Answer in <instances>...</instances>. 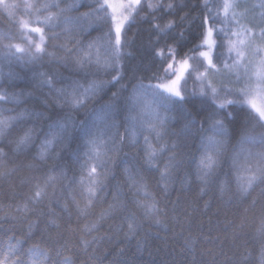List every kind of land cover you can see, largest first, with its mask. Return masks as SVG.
I'll list each match as a JSON object with an SVG mask.
<instances>
[{
	"label": "snow or ice",
	"instance_id": "1",
	"mask_svg": "<svg viewBox=\"0 0 264 264\" xmlns=\"http://www.w3.org/2000/svg\"><path fill=\"white\" fill-rule=\"evenodd\" d=\"M0 5L9 16L21 7ZM23 10L34 19L18 22L19 36L2 37L21 42L0 43V159L9 152L12 159L30 157L21 163L39 175L34 191L16 203L17 215L3 217L35 219L22 236L7 237L0 264H48L52 250L42 248L40 238L24 248L45 217L44 231L57 230V238H49L58 245L57 264H75L73 254L61 258L71 249L54 203L69 216L74 207L83 218L108 201L81 231L119 217L117 232L128 241L145 221L167 230L169 203L178 221L179 197L167 199L178 177L180 191L194 178L198 198L216 189L221 199H246L264 184V151L248 147L264 146V0H24ZM141 22L148 25L147 57L129 68L135 53L128 32ZM65 188L69 199L61 205L56 192ZM209 206L205 201L204 209ZM185 223L181 256L208 240L192 233L190 219ZM256 232L258 264H264V208ZM145 242L138 239V249ZM80 243L87 249L92 241L81 236Z\"/></svg>",
	"mask_w": 264,
	"mask_h": 264
},
{
	"label": "trees",
	"instance_id": "2",
	"mask_svg": "<svg viewBox=\"0 0 264 264\" xmlns=\"http://www.w3.org/2000/svg\"><path fill=\"white\" fill-rule=\"evenodd\" d=\"M4 2L6 4H19L21 7L11 10L12 15L9 16V11L5 10L3 5H0V43L21 42L19 39L3 40L2 37L6 34L19 36L18 22L21 20L28 21L34 19V17H30L24 12V0H4ZM33 2L43 3L44 0H33ZM190 2L196 3L197 0H190ZM53 11L55 10L53 9ZM192 11L194 14L196 9ZM147 28V23L141 22L134 24L128 32L129 37H134L131 50L135 53L128 60L129 68L147 57L145 47L149 37ZM99 32V29L96 31L90 30L84 39L87 41L98 35ZM33 38L38 39L35 34H33ZM7 70L5 67L4 71ZM65 74L69 75V73ZM150 74V72L136 73L137 76L144 75L145 77ZM16 83L18 87H23L26 82L17 81ZM187 87L190 91L192 90L194 87L193 79L188 80ZM36 103L38 106L39 102ZM83 118L82 115L78 117V119ZM0 147H4V145H0ZM248 147L253 151H264V146L258 143ZM5 150L8 151L7 148ZM10 157L11 153L9 152V157L0 159V246L4 247L7 245L8 236H22L28 230L29 220L35 219V217H27L19 223H14L3 219V217L5 213L17 215L15 211L16 203L22 202L25 195L34 191L33 185L37 182L36 177L39 175V173L32 172L21 163L22 160H27L30 157H16L14 159ZM124 159L127 160L129 157H124ZM227 170L226 166L225 171ZM72 174L70 170L69 176ZM76 174L79 175L78 172ZM117 179H120V177L118 176ZM153 184H155L154 180ZM71 187H74V185ZM180 188V177H178L174 189L167 198L172 201L179 197V204L175 213L179 218L178 221L172 219L174 213L171 212V203H169L167 205L169 208L167 230L151 227L145 221L143 230L138 233L137 238L128 241H125L123 231L117 232L120 225L119 217L104 221L102 226L94 232L84 233L81 231L86 223L91 224L96 220V214L99 213L102 207L107 206L108 201H105L104 204L98 203L93 209V214L83 218L78 217L74 207L71 208V216H69L59 205L54 203L51 209L56 214L57 222L65 230L64 239L67 240L68 248L71 249L70 253H62L61 258L65 254H73L75 264H258L261 241L256 230L260 224L261 210L264 208V184H257L246 199L232 195L230 200L228 196L221 199L216 189L210 190L203 198H198L199 186L195 183L194 178L192 183L186 186L183 191H180ZM152 191L157 196L160 195L155 187ZM232 191L235 193L234 182ZM110 196L111 193H109ZM56 198L62 205L69 199L68 189H57ZM205 201L210 202V206L206 210L204 209ZM8 205L12 207L9 208ZM193 208L196 209L195 212L192 211ZM132 210L135 211V209ZM189 213H191L190 216ZM136 215L138 220H143V216L139 211L136 212ZM47 219L49 217H45L40 221L39 228L34 229L35 236L25 243L24 248L27 249L30 244L36 242L37 238H40L41 247L52 250V257L48 260V264H57L55 248L58 245L49 242V238H57V230L53 227L44 231ZM189 219L192 233L195 235L202 232L203 236L208 237V240L201 239L196 245L195 253H187L181 256L180 249L183 246L184 236L188 235V227L185 221ZM9 229L12 230L9 231ZM68 229L75 231H66ZM42 231L43 236L41 237ZM182 231L183 235H180ZM81 236L92 241L87 249L80 243ZM215 237H219V239H213ZM138 239L146 241L140 249L137 246ZM60 243H64V240H60ZM119 248H124L125 251L122 255L117 256L116 251ZM249 250L251 251L250 256L248 255Z\"/></svg>",
	"mask_w": 264,
	"mask_h": 264
}]
</instances>
